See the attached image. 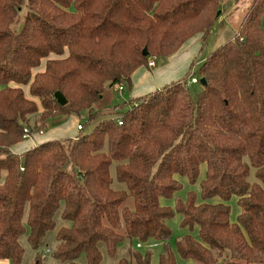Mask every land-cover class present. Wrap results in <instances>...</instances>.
<instances>
[{"label": "trees", "instance_id": "obj_1", "mask_svg": "<svg viewBox=\"0 0 264 264\" xmlns=\"http://www.w3.org/2000/svg\"><path fill=\"white\" fill-rule=\"evenodd\" d=\"M222 5L0 0L1 264L23 263L25 234L41 250L59 212L70 223L58 231L52 253L61 264H78L82 256L102 264L101 244L115 260L127 241L129 257L118 264H152V252L137 249L157 243H163L159 264H177L167 224L176 213L188 230L175 244L186 264H264V0H251L234 37L182 80L99 108L108 87L131 89L134 72L152 59L175 55L199 34L206 43ZM44 60L45 71L34 75ZM193 75L198 84L206 80L196 98L187 87ZM58 92L66 105L56 100ZM84 114L87 124L76 139L12 152L26 128L34 132L52 118ZM113 165L126 190L113 188ZM203 165L200 194L178 198L175 208L163 205L182 190L178 178L197 184ZM232 199L241 208L236 222ZM44 258L39 253L32 264Z\"/></svg>", "mask_w": 264, "mask_h": 264}, {"label": "rangeland", "instance_id": "obj_2", "mask_svg": "<svg viewBox=\"0 0 264 264\" xmlns=\"http://www.w3.org/2000/svg\"><path fill=\"white\" fill-rule=\"evenodd\" d=\"M222 2H223L222 6H224L222 8L225 11V13H224L225 17L217 22V24L215 25L210 37L207 39V41L204 45L205 46V53H207V54L215 51L220 46L224 45L226 42H228L229 40H231L234 37V35L237 33V29H238L242 19H243L244 10L250 5L251 0H222ZM263 21H264V18H263ZM51 58L55 59L57 57L51 56ZM152 60L154 62L156 59H152ZM125 90H127L126 87H125ZM201 91H202V85L201 84L194 85L192 87V90H191L192 95L195 98L197 97V95ZM104 95L106 97L109 96L110 102L114 101L115 104H119L122 101H125L126 98L128 99L125 91L123 93H119V92L115 91V89L113 87L112 88L108 87L106 89ZM105 102H107V101H105ZM58 118H60V117L52 118L46 122L45 131H47V133H49L50 130L53 127H55V126H53L54 120L58 119ZM103 119H104V117H101L96 122L92 123L90 126H87L85 132L86 133L91 132L94 129V127L97 125V123H99V121H101ZM87 120H88L87 115L86 114L82 115L80 121L83 125L87 124ZM71 126H72V124L68 123L67 127L71 128ZM39 129L43 130V127H40ZM205 173H206V166L203 165L201 167V175H200L199 181L195 185L190 184L188 179L185 177H180L181 179L178 178V180H180L181 183L183 184L182 190L179 191L175 195V197L171 200L162 199V202L164 203V205L175 208L176 207V200L178 198L186 199L187 194L189 192L194 191L199 195L200 191H201L200 181L205 178ZM111 174L114 178L113 188L116 190H126V185L119 183L116 179L115 165H113L111 167ZM249 180L251 182L256 181L255 180V173H254L253 169L251 170V175H250ZM200 201L201 200H199V202ZM214 202H219V201H214ZM228 205H230V207H231V219H232V221L236 222L238 216L241 213V208L237 203V199H232L230 202H228ZM27 213H28V209L26 211V214ZM181 221H182V215L176 213L172 219L167 221V224L172 230V238L170 240V246L173 249V251L176 253L177 264H186L185 261L178 256L176 246H175L176 240L179 237H182L183 235L188 234V230L183 229L181 227ZM56 222H57V228L55 230L47 233V236L44 240V246L39 251H35L32 248V246L30 245L28 238H27L28 234H25L21 238V244L25 250V255H24V259H23L22 264H32L34 262L36 256H37V254H39V253H42L45 255L43 264H61L59 261H57L56 259H54L52 257V253L56 250V248L59 244V242L57 240L58 231L63 227H69L70 223L63 221L61 219L60 212L56 216ZM194 235L196 236V234H194ZM154 244H156V243H154ZM162 244L163 243H157V245L152 244L150 246L149 245H146V246L143 245L142 248H138V249L135 246V248L137 250L141 251L143 254H146L148 251H151L152 252V264H159L160 255L163 253V245ZM131 246H132L131 243L128 241L123 243L121 245V247L119 248L117 258L115 260H112L107 255L105 245L101 244V250L103 253V257H104L102 264H118V261L120 259L128 258L129 257V249L131 248ZM77 262H78V264H87L86 256H82Z\"/></svg>", "mask_w": 264, "mask_h": 264}, {"label": "crops", "instance_id": "obj_3", "mask_svg": "<svg viewBox=\"0 0 264 264\" xmlns=\"http://www.w3.org/2000/svg\"><path fill=\"white\" fill-rule=\"evenodd\" d=\"M221 13L222 15L218 21H220L225 17L224 9H222ZM202 36H203L202 34H199L193 37L192 39H190L189 41H187L175 55L169 58L156 59L154 61L155 65L153 67L143 66L139 68L137 71H135L134 74L132 75V88L124 90L127 94L128 99L126 98L125 101H122L119 104L128 103L130 102V100L144 97L148 94L160 90L161 88L172 82L182 80L190 71V68L193 64L199 66L204 61H206L208 55L211 52L208 54L205 53V46H204L205 43L203 42ZM45 69H46V60H44L41 67L35 69L33 73L34 75H36L38 73L44 72ZM24 91L26 93V96L28 98H31L29 94V88L25 87ZM119 104H115L114 101L110 102L109 96L106 97L104 95L103 100L99 105V108L107 109ZM80 119L81 117L78 116H62L58 119H55L53 125L55 127H53L49 133H47V131H45V128H43L42 135L37 134L35 137L31 139H24L21 143L14 145L11 148V150L14 154L22 155L27 151H29L30 149L47 141L58 140V139H76L82 133V130L78 129L79 125H83ZM68 123L72 124L71 128L67 127ZM27 217H28V213L26 214L25 217L26 221H27Z\"/></svg>", "mask_w": 264, "mask_h": 264}, {"label": "built area", "instance_id": "obj_4", "mask_svg": "<svg viewBox=\"0 0 264 264\" xmlns=\"http://www.w3.org/2000/svg\"><path fill=\"white\" fill-rule=\"evenodd\" d=\"M154 65H155V64H154L153 61H151V62L149 63V66H150V67H153ZM198 83H199V79H198V77L195 76V75H193V76L189 79V81H188V83H187V87H188V88H192L194 85H196V84H198ZM113 88L115 89V91H117V92H119V93H121V92H123V91L125 90V86L122 85V84H115V85L113 86ZM119 124L122 125V121H121V120L119 121ZM78 129H79V130H82V125H79V126H78ZM24 134H25V136H24L25 139H31V138L35 137L37 134L42 135V134H43V130H38V131L36 130V131H34V132H31L29 128H26V129L24 130ZM138 246L140 247V244H139Z\"/></svg>", "mask_w": 264, "mask_h": 264}, {"label": "water", "instance_id": "obj_5", "mask_svg": "<svg viewBox=\"0 0 264 264\" xmlns=\"http://www.w3.org/2000/svg\"><path fill=\"white\" fill-rule=\"evenodd\" d=\"M143 53H144V56H149V53L146 49H144ZM201 84L203 86L206 85V80L204 78L201 79ZM55 98L61 105H66L67 100L65 99V97L61 93H59V92L56 93Z\"/></svg>", "mask_w": 264, "mask_h": 264}]
</instances>
